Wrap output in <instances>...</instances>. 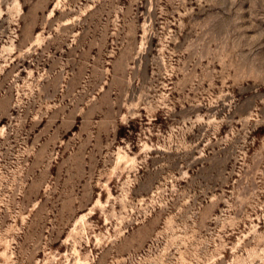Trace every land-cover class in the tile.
<instances>
[{"label": "rangeland", "instance_id": "obj_1", "mask_svg": "<svg viewBox=\"0 0 264 264\" xmlns=\"http://www.w3.org/2000/svg\"><path fill=\"white\" fill-rule=\"evenodd\" d=\"M0 264H264V0H0Z\"/></svg>", "mask_w": 264, "mask_h": 264}]
</instances>
